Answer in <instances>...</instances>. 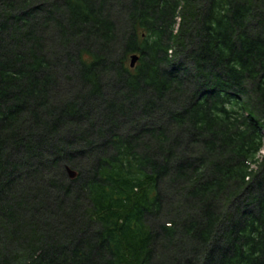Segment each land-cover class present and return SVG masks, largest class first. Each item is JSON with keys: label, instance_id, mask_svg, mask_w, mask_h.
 Instances as JSON below:
<instances>
[{"label": "trees", "instance_id": "trees-1", "mask_svg": "<svg viewBox=\"0 0 264 264\" xmlns=\"http://www.w3.org/2000/svg\"><path fill=\"white\" fill-rule=\"evenodd\" d=\"M263 145L264 0H0V264H264Z\"/></svg>", "mask_w": 264, "mask_h": 264}, {"label": "water", "instance_id": "water-1", "mask_svg": "<svg viewBox=\"0 0 264 264\" xmlns=\"http://www.w3.org/2000/svg\"><path fill=\"white\" fill-rule=\"evenodd\" d=\"M137 60V56L134 55L131 57V61H130V66L133 67L134 63L136 62ZM66 171H67V174H68V177L70 179H74L77 175V172L75 170H72L70 169L69 167L66 168Z\"/></svg>", "mask_w": 264, "mask_h": 264}, {"label": "rangeland", "instance_id": "rangeland-1", "mask_svg": "<svg viewBox=\"0 0 264 264\" xmlns=\"http://www.w3.org/2000/svg\"><path fill=\"white\" fill-rule=\"evenodd\" d=\"M264 149V145H263V147H262V150ZM23 169H24V166H23Z\"/></svg>", "mask_w": 264, "mask_h": 264}]
</instances>
